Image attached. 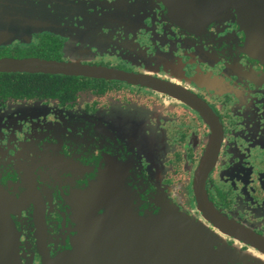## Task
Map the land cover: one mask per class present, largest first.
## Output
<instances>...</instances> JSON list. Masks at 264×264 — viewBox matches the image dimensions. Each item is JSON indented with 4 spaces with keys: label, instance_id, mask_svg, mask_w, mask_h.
I'll list each match as a JSON object with an SVG mask.
<instances>
[{
    "label": "flooded vegetation",
    "instance_id": "obj_1",
    "mask_svg": "<svg viewBox=\"0 0 264 264\" xmlns=\"http://www.w3.org/2000/svg\"><path fill=\"white\" fill-rule=\"evenodd\" d=\"M207 1L181 23L163 0H0V60L127 76L0 70V251L14 264H56L75 223H133L158 203L264 262V59L244 0Z\"/></svg>",
    "mask_w": 264,
    "mask_h": 264
},
{
    "label": "water",
    "instance_id": "obj_2",
    "mask_svg": "<svg viewBox=\"0 0 264 264\" xmlns=\"http://www.w3.org/2000/svg\"><path fill=\"white\" fill-rule=\"evenodd\" d=\"M168 10L183 23L194 21L200 13L215 7L207 0H163ZM240 12L249 25L247 42L255 57L264 59V0H244ZM176 14V15H175ZM182 15V16H181ZM20 20L26 26H42L44 23L33 18ZM0 70L50 72L102 75L127 78L121 71L105 70L102 67L73 66L40 58L0 60ZM181 92V91H180ZM180 92H177L180 94ZM188 99V98H187ZM204 162L200 173H207ZM198 179V178H197ZM202 179V178H201ZM1 189V187H0ZM197 198L204 213L213 219V209L203 189L197 190ZM157 211L136 210L133 223H75L70 236L69 248L62 250L54 259L56 264H247L245 253L233 246L218 242L212 233L198 223L185 218L176 209L158 203ZM1 214V212H0ZM10 225L11 223H4ZM40 225L39 223H37ZM11 228V226H9ZM0 244L6 246L0 223ZM3 242H2V240ZM0 251L6 263L13 259ZM11 250H8L10 255ZM52 260V258H51ZM258 264H264L259 260Z\"/></svg>",
    "mask_w": 264,
    "mask_h": 264
}]
</instances>
